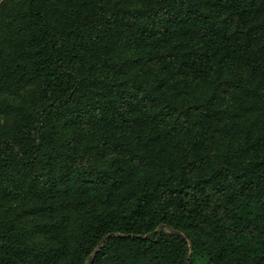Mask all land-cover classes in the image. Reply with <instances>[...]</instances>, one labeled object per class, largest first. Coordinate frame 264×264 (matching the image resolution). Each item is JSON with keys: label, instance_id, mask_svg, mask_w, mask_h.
<instances>
[{"label": "trees", "instance_id": "trees-1", "mask_svg": "<svg viewBox=\"0 0 264 264\" xmlns=\"http://www.w3.org/2000/svg\"><path fill=\"white\" fill-rule=\"evenodd\" d=\"M4 94L0 264H264V0H21Z\"/></svg>", "mask_w": 264, "mask_h": 264}, {"label": "rangeland", "instance_id": "rangeland-1", "mask_svg": "<svg viewBox=\"0 0 264 264\" xmlns=\"http://www.w3.org/2000/svg\"><path fill=\"white\" fill-rule=\"evenodd\" d=\"M21 0H0V14H5L8 13V11L15 5L19 4ZM23 92H21L20 94H22ZM19 97L20 95H8V94H4V95H0V103H15L19 101ZM4 123V119L0 118V125H2ZM22 201V200H21ZM20 200H18V202L16 201L15 203H9V205H17L21 202Z\"/></svg>", "mask_w": 264, "mask_h": 264}]
</instances>
